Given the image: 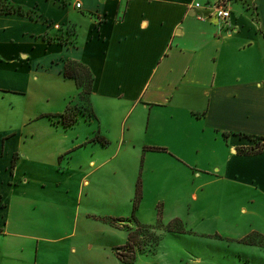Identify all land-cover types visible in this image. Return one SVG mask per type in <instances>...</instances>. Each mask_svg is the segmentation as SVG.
<instances>
[{
	"label": "crops",
	"instance_id": "crops-1",
	"mask_svg": "<svg viewBox=\"0 0 264 264\" xmlns=\"http://www.w3.org/2000/svg\"><path fill=\"white\" fill-rule=\"evenodd\" d=\"M218 1L6 0L25 13H0V264H126L129 233L201 214L264 253V151L237 153L264 141V0L198 18Z\"/></svg>",
	"mask_w": 264,
	"mask_h": 264
},
{
	"label": "rangeland",
	"instance_id": "rangeland-1",
	"mask_svg": "<svg viewBox=\"0 0 264 264\" xmlns=\"http://www.w3.org/2000/svg\"><path fill=\"white\" fill-rule=\"evenodd\" d=\"M210 215H197V227L192 231L190 226L184 232L176 229L168 231L165 226L159 232L144 229L139 232L135 229L139 233H129L134 245L127 256L136 255L134 264H264V253H251L255 249L227 241L220 236H205L209 230L213 233L219 225L214 214ZM155 235H160L157 243L153 239ZM109 247L95 246L92 254L106 256L111 252ZM122 253L126 255L125 251Z\"/></svg>",
	"mask_w": 264,
	"mask_h": 264
},
{
	"label": "trees",
	"instance_id": "trees-1",
	"mask_svg": "<svg viewBox=\"0 0 264 264\" xmlns=\"http://www.w3.org/2000/svg\"><path fill=\"white\" fill-rule=\"evenodd\" d=\"M0 13L4 14H9V13H25L20 7H12L8 3H6V0H0ZM29 15V14H28ZM63 75L66 78H71L73 79L78 88L81 89V93L79 94V97L83 99V101H87L88 95L90 94L91 86L89 85L90 83V78L86 75V70L82 69L81 65H78L75 62H67L64 67ZM72 109L69 108L66 113L63 115H60L59 119L61 120L62 124L64 126H70L75 122V117L71 111ZM261 141V144H258V142ZM261 151H264V141L263 140H257L256 145L254 147L250 148H238L237 153L239 155H254L258 154ZM149 229V228H147ZM168 231L172 230L171 228H167ZM129 241H131V234H129ZM126 252V255L122 253V251ZM132 249L130 244H127L123 246L122 248L116 249V255L118 258L121 260V262L126 263V264H131L134 261V256H127V253L129 250Z\"/></svg>",
	"mask_w": 264,
	"mask_h": 264
},
{
	"label": "built area",
	"instance_id": "built-area-1",
	"mask_svg": "<svg viewBox=\"0 0 264 264\" xmlns=\"http://www.w3.org/2000/svg\"><path fill=\"white\" fill-rule=\"evenodd\" d=\"M129 1V0H126ZM76 7L79 8L80 4H76ZM194 8H199V4H194ZM206 11L208 12L207 15L205 16H199L198 18L201 20H205L207 18L213 17L219 22H222L224 25H227L229 20H230V11L229 9L225 6V3L223 0H219L218 2L207 5L204 7ZM228 26V25H227Z\"/></svg>",
	"mask_w": 264,
	"mask_h": 264
}]
</instances>
